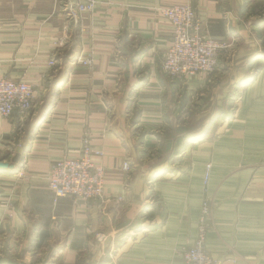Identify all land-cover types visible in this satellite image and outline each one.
<instances>
[{
    "label": "crops",
    "instance_id": "obj_1",
    "mask_svg": "<svg viewBox=\"0 0 264 264\" xmlns=\"http://www.w3.org/2000/svg\"><path fill=\"white\" fill-rule=\"evenodd\" d=\"M63 1L0 0V78L34 87L28 112L0 117V159L23 148L0 170V259L182 264L207 199L216 263L264 264V0H93L77 21ZM184 2L230 44L211 76L162 72L172 26L159 8ZM85 135L103 150L104 198L54 199L44 175Z\"/></svg>",
    "mask_w": 264,
    "mask_h": 264
},
{
    "label": "built area",
    "instance_id": "obj_2",
    "mask_svg": "<svg viewBox=\"0 0 264 264\" xmlns=\"http://www.w3.org/2000/svg\"><path fill=\"white\" fill-rule=\"evenodd\" d=\"M63 4L67 16L77 21L83 12L90 11L94 1L64 0ZM159 13L169 20L172 26L171 43L161 61L162 72L172 79L192 77L197 73L213 75L219 68L220 57L228 51L230 44L208 34L203 20L190 2L160 7ZM48 63L55 66L57 60L51 57ZM90 64V57L75 56L71 60V65ZM33 98L34 87L29 82L0 78V117H10L16 112L20 114L28 112L33 105ZM102 156L103 150L93 147L88 135H85L78 156L59 158L52 162L44 179L52 190L54 199L59 197H73L84 201L103 199L105 170L101 163L94 161V157ZM122 168L129 169L128 161L122 163ZM209 170L210 165H207L205 183ZM16 174L23 177L24 171L17 170ZM211 212L210 202L204 199L200 207L196 239L191 246L182 250V264H217L205 248Z\"/></svg>",
    "mask_w": 264,
    "mask_h": 264
},
{
    "label": "water",
    "instance_id": "obj_3",
    "mask_svg": "<svg viewBox=\"0 0 264 264\" xmlns=\"http://www.w3.org/2000/svg\"><path fill=\"white\" fill-rule=\"evenodd\" d=\"M22 151H23V148L21 146H17L15 148L14 155L10 158L9 161H6L5 159H0V170L15 169L17 164H19L22 160ZM0 264H24V263H19V262L13 261L8 258H1Z\"/></svg>",
    "mask_w": 264,
    "mask_h": 264
},
{
    "label": "rangeland",
    "instance_id": "obj_4",
    "mask_svg": "<svg viewBox=\"0 0 264 264\" xmlns=\"http://www.w3.org/2000/svg\"><path fill=\"white\" fill-rule=\"evenodd\" d=\"M247 1V0H246ZM248 2H249V0H248ZM216 73V72H215ZM236 95L234 94V95H231V98H232V100L230 101V103H233V98L235 97ZM232 115V114H231ZM230 115V116H231ZM229 116V115H228ZM181 122H184V121H181ZM211 122L210 123H208L207 124V127L205 128V130H203V132H205L208 128H209V125L211 126ZM193 128H195V127H193ZM149 198H150V200L152 201V202H150V203H155V202H157V200H158V198H157V196L154 194V189H153V186H152V183H150V192H149ZM158 208L159 209H162V206L159 204L158 205ZM161 213H164V211L163 212H161Z\"/></svg>",
    "mask_w": 264,
    "mask_h": 264
},
{
    "label": "trees",
    "instance_id": "obj_5",
    "mask_svg": "<svg viewBox=\"0 0 264 264\" xmlns=\"http://www.w3.org/2000/svg\"><path fill=\"white\" fill-rule=\"evenodd\" d=\"M258 69V68H257Z\"/></svg>",
    "mask_w": 264,
    "mask_h": 264
}]
</instances>
